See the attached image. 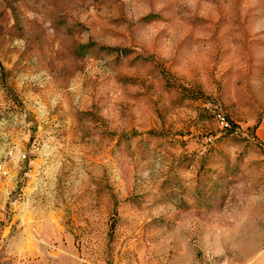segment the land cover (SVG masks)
Listing matches in <instances>:
<instances>
[{"label":"rangeland","instance_id":"obj_1","mask_svg":"<svg viewBox=\"0 0 264 264\" xmlns=\"http://www.w3.org/2000/svg\"><path fill=\"white\" fill-rule=\"evenodd\" d=\"M0 167V264H264V0H0Z\"/></svg>","mask_w":264,"mask_h":264},{"label":"built area","instance_id":"obj_2","mask_svg":"<svg viewBox=\"0 0 264 264\" xmlns=\"http://www.w3.org/2000/svg\"><path fill=\"white\" fill-rule=\"evenodd\" d=\"M22 155H23V157H25V154H22ZM3 172L6 173L4 170H3ZM20 197H21V195H18V198H20ZM18 198H14V202H16L18 200Z\"/></svg>","mask_w":264,"mask_h":264}]
</instances>
